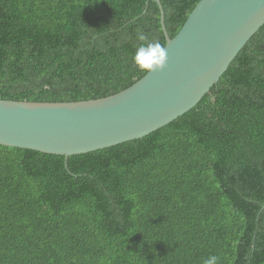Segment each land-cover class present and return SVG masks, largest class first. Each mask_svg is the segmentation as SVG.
I'll list each match as a JSON object with an SVG mask.
<instances>
[{
	"label": "trees",
	"instance_id": "1",
	"mask_svg": "<svg viewBox=\"0 0 264 264\" xmlns=\"http://www.w3.org/2000/svg\"><path fill=\"white\" fill-rule=\"evenodd\" d=\"M199 0H160L170 38ZM155 0H0V99L115 94ZM264 264V24L189 111L65 157L0 144V264Z\"/></svg>",
	"mask_w": 264,
	"mask_h": 264
},
{
	"label": "water",
	"instance_id": "2",
	"mask_svg": "<svg viewBox=\"0 0 264 264\" xmlns=\"http://www.w3.org/2000/svg\"><path fill=\"white\" fill-rule=\"evenodd\" d=\"M160 23L163 70L106 97L0 99V144L68 157L144 137L193 108L264 24V0H199L174 37Z\"/></svg>",
	"mask_w": 264,
	"mask_h": 264
},
{
	"label": "clouds",
	"instance_id": "3",
	"mask_svg": "<svg viewBox=\"0 0 264 264\" xmlns=\"http://www.w3.org/2000/svg\"><path fill=\"white\" fill-rule=\"evenodd\" d=\"M136 38L140 43L132 56L134 66L147 74L163 70L168 59L166 47L159 41L149 40L142 31L137 32ZM203 264H218V258L215 255L209 256Z\"/></svg>",
	"mask_w": 264,
	"mask_h": 264
}]
</instances>
